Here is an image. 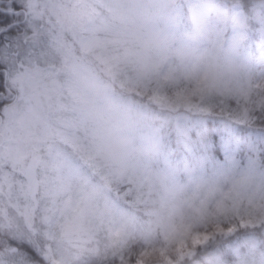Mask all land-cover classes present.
<instances>
[{"label": "clouds", "instance_id": "obj_1", "mask_svg": "<svg viewBox=\"0 0 264 264\" xmlns=\"http://www.w3.org/2000/svg\"><path fill=\"white\" fill-rule=\"evenodd\" d=\"M231 4L194 0L188 28L177 32L173 23L177 0H105L103 15L91 0H54L50 12L62 31L88 32L100 19L110 30L84 41L98 65L64 69L73 92L71 110L77 114L74 125L82 138L73 153L51 155L43 164L48 173L45 201L63 216L49 227L53 253L46 264H114L121 249L155 247L160 236L167 238L172 254L176 240L217 220L234 223L237 210L249 213L253 223L264 220V199L251 195L256 177L250 174L221 178L240 198L235 205L224 201L221 214L214 217L205 205L216 204L222 195L215 178L203 174L201 158L192 156L164 169L152 166L162 152L155 130L172 124L167 109L148 101L153 91H168L188 81L206 96L242 91L264 97V72H257L245 55L253 22H264V0ZM46 87L32 89L35 105L47 102ZM135 93L143 95L137 99ZM23 108L19 105L18 111ZM45 135L53 138L38 121L25 120L15 151L27 157L31 143ZM189 136L181 130L183 142ZM77 158L103 175L89 180L77 168ZM145 183L153 195L137 201L136 190ZM122 186L132 197L128 205L113 199ZM37 219L31 208L0 203V264H15L11 241ZM98 230L102 235L96 237ZM237 234L239 256L197 249L184 264H264V248L256 247L243 231ZM222 239L217 234L205 246Z\"/></svg>", "mask_w": 264, "mask_h": 264}, {"label": "trees", "instance_id": "obj_2", "mask_svg": "<svg viewBox=\"0 0 264 264\" xmlns=\"http://www.w3.org/2000/svg\"><path fill=\"white\" fill-rule=\"evenodd\" d=\"M16 2L24 6L23 19L12 20L9 23L0 25V34L7 33L9 29H15L18 25H22L21 30L16 36L5 37L6 40L9 38L12 39L11 44L0 48V61L9 65V71L5 72L3 78L0 79V119L4 114L3 108L17 102L14 99V95H17L19 91L15 86V79L18 77L16 75L17 70H24L27 67L33 69L34 64L42 67L48 66L44 60L50 57L53 60V64L56 60L67 58V52L75 53L76 56L79 53L77 47L66 43L70 41L69 39L68 41L65 39L64 45L61 44L56 49L51 46L53 51H50V44L47 41L50 39V34L54 35L53 39L60 37L56 34L57 27L55 26L54 19L50 20V28L45 23L40 25V21L30 15L31 13L28 11L29 8L27 9L25 0H16ZM5 4L10 5L11 0H0V13L6 16H22V13L19 11H13L12 9L5 11L6 9L2 7ZM48 10L46 9L47 12ZM245 11L247 10L244 9ZM182 17L183 20L178 23L180 24L178 26L179 32H183L188 28L187 18ZM97 34L96 37H103L107 32L98 31ZM54 41L59 43V40L54 39ZM246 41L247 47L245 55L250 58L255 67H264V22H253V27L248 32ZM87 56L89 59L87 62L92 67L100 63L98 60L93 62L91 55ZM31 57H36L37 59L43 57L45 59L43 61L38 60L35 63L31 60ZM256 60L258 61L256 62ZM52 64H49V66ZM58 64L59 62H56L52 66L51 71L57 79L61 80V84L50 87L46 77L42 76L40 79L38 78L40 82L38 85H46V91L50 89L51 93L54 90L57 92V90L65 89L63 91L66 97H68V101H72L73 95H70L67 91L70 87L68 86L67 88L62 78H60L65 74L64 67L61 69L56 68ZM190 84L188 81L179 82L171 90L164 92L156 90L148 97L150 103L169 111L172 122L170 127L155 130L159 138L165 139L167 151H162L160 157L152 162V166L157 169H164L172 164L185 161L192 156H197L205 162L202 172L208 176L209 173L218 170L220 165L226 163L228 158L236 160L238 166H241L244 160L251 159L256 169L264 173V97L247 95L242 91L206 96L197 93L193 86L189 90ZM32 89L24 87L21 90L31 94ZM135 95L139 99L143 94L135 93ZM47 104L49 105L48 102ZM69 105H71V102ZM71 112H66L63 117H66L72 123V121L77 119V114L75 113L74 116L73 112ZM181 130H187L190 133L188 142H183L180 139ZM76 132L78 136L80 134L82 135L81 131L77 130ZM18 140L19 136L11 144V155L8 156L9 158L7 155L0 157V183L2 184V180L6 182V187L2 184L0 188V203L9 202L18 206L27 207V204L31 202V196L28 195L25 187L27 181L24 178L20 181L16 175L18 172L20 173V161L16 159V151L14 150ZM160 143L162 144V142ZM72 146L76 147V145ZM99 171V169L93 167V171L88 173L89 176L87 178L93 181L99 179L103 175ZM47 179L48 173L46 172L38 182V186L42 190ZM112 195L113 199L119 200L125 205H128L132 199L127 186H122L113 192ZM152 195L153 193L147 186V183H145L136 190L135 199L137 201H146ZM263 195L264 192L259 191L256 196L257 200H260ZM41 197L44 202V193L41 194ZM16 198L18 201H16ZM239 198L240 194H237L233 203L234 205L238 202ZM30 205L33 210L32 203ZM35 211L36 208L34 207ZM43 211L44 213H41V217L37 215L38 219L35 223H30L20 237L11 241L15 250V264H46L52 256L53 245L49 238V227L53 223L61 222L63 216L51 210L48 204L44 206ZM239 212V210L236 211L235 222L231 223V228L233 229L231 233L226 231L220 234L223 239L219 243L212 242L205 246L217 234L209 235L207 242L197 249H201V251H214L224 255L232 254L233 256H239L240 250L236 245L240 239V235L237 233L240 231H243L249 239L253 240L256 247L264 248V220H259L257 223L251 224L246 222L240 225L238 222ZM101 235L102 233L99 230L95 234L96 237ZM153 238L155 239L156 237ZM162 238V236L159 237L160 241L164 242V249L169 254V242L167 239ZM176 249L173 247L172 254L169 255L175 257L177 253ZM197 249H195V252ZM185 260H183L182 264H184Z\"/></svg>", "mask_w": 264, "mask_h": 264}, {"label": "rangeland", "instance_id": "obj_3", "mask_svg": "<svg viewBox=\"0 0 264 264\" xmlns=\"http://www.w3.org/2000/svg\"><path fill=\"white\" fill-rule=\"evenodd\" d=\"M54 0H25V4L27 6V9L29 8L30 15L35 18L36 20L40 21L41 24H47L50 28V20L54 19V16L51 15L50 9L53 4ZM91 3L95 6L97 11L103 15L105 10V0H91ZM194 3V0H177V9L175 13L174 18V27L177 32L178 31V24L181 20H183V17H188L190 8L192 7ZM225 7H231V0H224ZM46 9H49L48 12ZM244 9L246 8H240L239 11L244 12ZM183 10V12H181ZM55 21V19H54ZM177 23V26H176ZM42 27V26H41ZM110 26L107 24V22L103 19H100L97 23H95L91 29H89L88 32H65L62 31L59 28H56V34L60 36L59 38H54L55 40H59V43H56L54 41L53 34H50V39L47 40L50 44V51H53L51 49V46L55 49L60 46L61 44L64 45L65 39L70 40L69 42H66L68 45H73L77 47L79 50L78 55L76 56L75 53H66L67 58H63L62 60H56L53 64V60L48 58L47 60H44L45 58H36L31 57L33 62L45 61L48 66H38L34 64L33 69L25 68L24 70H17L16 76L17 79H15V86L18 88V94L14 95L15 100L17 102L10 104L3 108V116L0 119V157L1 156H10V148L11 144H13L15 138L20 135V129L23 127V123L25 120L27 121H38L43 128H45L48 132H50L53 136L52 139H48L47 136H41L37 138L35 141H33L29 147L28 155L25 157L22 154H19L18 152H15L16 159L20 161L19 167H20V173L16 174L18 179L20 181L24 180L27 181L26 184V192L29 196H31L30 203L27 204L28 208H31V203L33 205V211L34 207L36 208L35 213L38 216H42L41 213H44V206H47V203L44 201L41 197V194L43 193V190L41 187L38 186V182L42 179V177L47 172L44 168L43 164L46 159H48L51 155H59V154H70L73 153L76 150L75 140H79L82 138V135H77V130L80 131L75 125L74 122L72 123L67 119L66 117H63L66 112L72 111L70 102L68 101V97H66V94L63 90H54L46 91V95L48 97L47 102L43 105H35L32 102L31 94H28L27 91L25 92L23 89L25 88H34L36 87L40 82L38 81V78L40 79L42 76L46 77V80L48 81V84L50 87L57 86L58 84H61V80L57 79L51 71L52 66L59 62L58 66L56 68L61 69L64 67V69L69 65H89L87 60L88 56L91 55L90 52L84 47V41L88 39L90 36L98 35V31H105L109 32ZM181 30V29H180ZM98 37V36H97ZM53 40V41H51ZM47 43V42H46ZM66 45V44H65ZM65 54V56H66ZM87 54V55H86ZM81 55V57H80ZM80 57V59H79ZM260 57V56H259ZM79 59V60H77ZM91 61V59H90ZM258 60H256L257 62ZM260 61V60H259ZM75 62V63H74ZM49 64H52L49 66ZM257 72H264V67L257 68L255 67ZM58 75V74H57ZM60 78H62L63 83L68 88V80L66 77V74H63ZM41 82H43L41 80ZM192 84H190L189 90L192 89ZM65 87V88H66ZM194 87V86H193ZM53 89V88H52ZM67 91L70 93V95H73V92L71 88H68ZM63 93V94H61ZM190 95V94H189ZM23 104V112L18 111V106ZM50 108V109H49ZM74 116L75 112L72 111ZM71 112V113H72ZM75 130V133H74ZM160 142H162V151L166 152V143L164 138H159ZM16 148H14L15 150ZM9 158V157H8ZM76 166L79 170H81L86 176H89L88 173H91L93 171V166H91L86 160L77 158L76 159ZM101 172V171H99ZM98 172V173H99ZM215 172V174H213ZM209 173L208 177L215 178V182L217 184L218 190L220 191L222 195V200L217 202L216 204H208L206 203V207H209V210L211 214L215 217L221 214V204L224 201L234 203L235 196L239 194L238 192L233 191L232 189L228 188L226 184L223 183L222 179L223 177L227 176L228 174H250L254 177H256V184L255 187L251 190V195L253 197L257 196V193L259 191L264 192V173L260 172L258 169H256L254 163L251 159L244 160L243 163H241V166L237 165L236 160L232 158H228L226 163H223L220 165L219 169L216 171H213ZM97 173V175H99ZM23 176V177H22ZM91 180V179H90ZM93 181V180H92ZM2 184L6 187V182L2 180ZM0 183V188L1 185ZM18 199L19 197L16 196ZM16 198V201L18 199ZM30 198V197H29ZM67 196L64 197L66 199ZM68 199V198H67ZM261 199H264V195L261 196ZM259 200V199H258ZM238 222L240 225L243 223L245 224L248 222L249 224L253 223L251 220V217L249 213L239 212ZM261 219H256L255 223H257ZM102 223V221H100ZM231 228V224L222 223L220 221H216L215 223L206 224L202 231L199 232H192L190 235H187L185 238L178 239L174 242V247L178 249L180 244L184 241H191L193 237L197 235L203 236L205 233L207 236L216 234H222L227 231V229ZM264 231V227H263ZM164 239H167L166 237L162 236ZM162 238V239H163ZM146 248V247H145ZM164 249V242H161L160 244L156 245L154 249ZM176 249V250H177ZM175 250V249H174Z\"/></svg>", "mask_w": 264, "mask_h": 264}, {"label": "snow or ice", "instance_id": "obj_4", "mask_svg": "<svg viewBox=\"0 0 264 264\" xmlns=\"http://www.w3.org/2000/svg\"><path fill=\"white\" fill-rule=\"evenodd\" d=\"M7 11L12 9L13 11H19L22 13L21 17L6 16L0 13V25L9 23L14 19H23L24 6L16 0H11V4L2 5ZM22 25H18L15 29H9L7 33L0 34V48L5 45H10L12 39H5V37H13L18 34L21 30ZM9 71V65L5 62L0 61V79L3 78V74ZM229 233L233 231L232 228L227 229ZM208 236L205 233L203 236L197 235L192 240L184 241L180 244L177 249L176 256H170L166 249H154V248H140L135 250H124L114 257V264H153L154 260H158L159 264H182L183 260L191 258L195 254V249L202 246L207 242Z\"/></svg>", "mask_w": 264, "mask_h": 264}, {"label": "bare ground", "instance_id": "obj_5", "mask_svg": "<svg viewBox=\"0 0 264 264\" xmlns=\"http://www.w3.org/2000/svg\"><path fill=\"white\" fill-rule=\"evenodd\" d=\"M14 20H17V19H14ZM15 23V22H14ZM16 24V23H15Z\"/></svg>", "mask_w": 264, "mask_h": 264}]
</instances>
